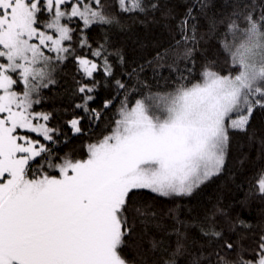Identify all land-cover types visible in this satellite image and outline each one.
<instances>
[{
	"label": "snow or ice",
	"instance_id": "snow-or-ice-1",
	"mask_svg": "<svg viewBox=\"0 0 264 264\" xmlns=\"http://www.w3.org/2000/svg\"><path fill=\"white\" fill-rule=\"evenodd\" d=\"M110 7L104 0H0V264H129L123 248L134 227L130 194L148 189L166 197L191 195L222 170L229 131H246L253 112L264 110V4L249 0L226 22L221 45L227 71L209 62L194 80L191 69L178 63H194V10L206 5L192 0L177 23L180 39L156 57L158 67L172 61V90H149L130 100L127 85L115 80L117 94L125 95L108 134L86 145L84 159L57 155L49 145L62 142L60 136L66 141L67 134L49 127L51 114L36 112L34 105L41 90L55 83V68L72 60L80 102L66 125L83 134L85 119H102L115 97L99 109L91 104L102 83L96 76L113 75L111 53L104 44L93 48L87 32L119 23ZM116 7L124 14H147L159 4L116 0ZM253 179L264 194V169ZM206 220L198 227L216 247L207 256L193 255L189 264H264V234L245 247L217 230L215 213ZM239 224L248 227L243 220ZM177 225L176 249L163 264H176L186 252L185 222L177 219Z\"/></svg>",
	"mask_w": 264,
	"mask_h": 264
},
{
	"label": "trees",
	"instance_id": "trees-1",
	"mask_svg": "<svg viewBox=\"0 0 264 264\" xmlns=\"http://www.w3.org/2000/svg\"><path fill=\"white\" fill-rule=\"evenodd\" d=\"M104 2L111 6L109 10L117 16L119 23L93 26L87 36L93 48L104 44L111 53L108 59L113 75L104 78V74L100 73L96 76L102 83L91 107L99 109L105 99L115 97L112 106L103 110L102 119H85L82 123L83 134H74L69 129L65 122L72 118L74 105L80 102L79 96L74 95L75 80L80 77L72 60L55 68V83L41 90L40 103L34 105L36 112L51 114L49 127H59L61 133L67 134L66 141L60 136L62 142L49 145L59 156L71 153L75 159H84L87 155L86 145L108 134L112 122L119 118L118 109L125 95L124 90L117 94L115 80L119 79L127 85L130 100L141 98V93L147 95L149 90L160 93L171 91L177 80V74L167 67L172 61L169 59L164 67H158L156 57L158 53L172 49L180 39L177 23L184 17L192 0H153L159 4V8L155 11L150 9L147 14H124L116 7V0ZM254 2L264 4V0ZM203 3L206 7L202 11L199 7L194 10L198 39L192 54L194 63L178 61L181 69L185 65L191 69L194 80L201 79L204 66L209 62H214L215 70L227 71V54L221 45L226 22L235 19L233 13L243 11L249 0H203ZM77 114L83 115L82 112ZM31 137L44 142L37 134H31ZM262 169L264 110L257 109L246 131H229L222 170L194 189L191 195L166 197L148 189L130 194L129 220L134 227L126 237L123 255L129 264H163L176 249L177 235L174 229L178 227L179 219L185 222V226L181 227L184 233L181 242L186 252L176 257V264H189L192 256L201 252L207 256L216 244L210 243L201 234L198 225H206V217L213 213L216 228L223 232L225 238L245 247L254 246V242L264 234V194L256 190L253 179ZM137 208L154 215L138 216L134 212ZM217 209L220 211L217 212ZM240 220L248 227L239 224ZM153 241L159 242L155 249L152 247ZM229 257L234 258L235 253H229Z\"/></svg>",
	"mask_w": 264,
	"mask_h": 264
},
{
	"label": "rangeland",
	"instance_id": "rangeland-1",
	"mask_svg": "<svg viewBox=\"0 0 264 264\" xmlns=\"http://www.w3.org/2000/svg\"><path fill=\"white\" fill-rule=\"evenodd\" d=\"M54 72H55V70H54ZM54 72H53V75H52V78H53V80H54ZM18 131H20V130H18ZM25 130H23V131H20V132H24Z\"/></svg>",
	"mask_w": 264,
	"mask_h": 264
}]
</instances>
